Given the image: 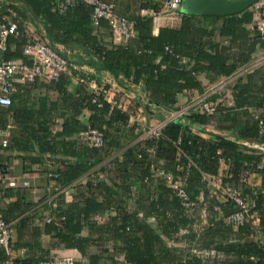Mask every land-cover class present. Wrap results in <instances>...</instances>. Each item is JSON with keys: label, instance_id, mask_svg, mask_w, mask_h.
I'll list each match as a JSON object with an SVG mask.
<instances>
[{"label": "trees", "instance_id": "trees-1", "mask_svg": "<svg viewBox=\"0 0 264 264\" xmlns=\"http://www.w3.org/2000/svg\"><path fill=\"white\" fill-rule=\"evenodd\" d=\"M59 2L60 0H22L25 9H29L34 16H43L50 22V26L45 28L46 39L62 56L73 59L81 54L89 55V58L79 57L77 63L91 65L99 72L108 71L121 84L124 80L133 84L142 83L146 101V104L143 102L142 105L147 113L152 112L153 107L172 109L178 95L184 89L200 87L196 77L200 71L232 75L236 65L225 64L226 59L231 55L230 47L220 46L214 41V37L215 35L230 36L231 43L245 40L249 32L246 31L244 24L252 22V12L248 9L226 16H202L222 20L220 25L211 28L195 21V15L182 12L178 28L162 26L154 34L152 18L140 16L134 20V35L125 45L114 43L107 45L98 38L99 29L105 24L102 20L99 26L92 25L91 11L87 5L77 3L61 12L58 8ZM254 32L260 45H264L257 31ZM22 40L21 51L9 53L8 56L25 58L22 52L27 40L25 34ZM56 43L75 52L67 55L66 51L57 48ZM166 46L172 47L173 52H167ZM206 47L210 51H207ZM178 56L192 59L193 63L189 66L181 64ZM258 73L260 74L258 69L248 72L244 80L237 78L231 85L233 106L246 110L238 114L234 112L231 114L230 111L224 113L222 102H218V114H222L221 119L231 122L239 137L264 144V132L261 133L259 125L260 119L264 124V90L257 83ZM64 75L60 76L59 81L65 78ZM92 97L93 92L84 90L81 100L92 112L89 117L90 125L104 132L106 145L95 148L87 147L83 143V149L80 150L82 152H75L72 149L78 144L74 139L62 143L61 147L55 142L48 145L46 149L50 152L70 153L81 157L79 162L69 164L62 175L69 180L76 178L88 172L92 165L114 153L118 148L125 147V149L120 161L110 162L105 167H101L106 174L111 173L108 182L100 180V174L93 175L86 183L88 194L79 196L81 203L68 207L60 206L57 209L61 226L53 223L47 225L48 231L55 229L53 234L64 247L76 248L83 255H87L89 257L87 264H99L101 254L97 252L88 254L86 251L93 240L81 236L80 233L86 223L92 220L93 214L106 210L108 204L114 203L116 215L110 218L113 223L111 232L122 242L121 250L128 264H159L162 261L167 264L171 262L173 264H264V196L253 194V189L249 185L246 186L244 179L246 176H243L251 172L256 173L260 175L262 187L264 186V165L258 167L264 154L222 137L216 140L204 139L188 132L181 119H177L162 128L161 136L156 141V154L152 159L144 149L138 151L136 146H131V142L136 140L140 130L135 131L137 129L135 126L126 127L129 113L121 108L111 107V104L101 96L99 97L101 104L98 105L92 102ZM210 99H218V95L212 94ZM139 103L141 104V100ZM251 106L255 107L254 112L248 110ZM241 116L244 119L237 121ZM183 118L202 124L210 119L197 111ZM81 127L85 126H77L76 130ZM43 130L46 131V128ZM62 134H65V128ZM178 138L180 143L176 147L173 143ZM152 143L149 139L144 141L145 146ZM87 152L94 158L91 163L82 157V154ZM178 152L179 155L176 157ZM188 157L196 165L191 166L186 172ZM220 157L225 159V164L228 166L222 178V187H239L249 199L253 200L252 212L258 218L256 225L249 219L237 226L228 222L227 218L236 210L234 203L227 197L219 201L211 195L210 189L202 182L203 172L217 173L221 164ZM152 160L161 161V166L173 175L185 177V189L190 199L197 201L201 195L205 205L200 203L189 214L181 204L180 198L166 185L164 179L151 177L149 164ZM146 178L147 182L144 181ZM129 199L145 218H141L137 210L127 207ZM205 215L206 224L194 223L199 216L205 217ZM117 216L120 217L119 222L116 220ZM149 216L155 217L162 236L177 240L188 239L190 243L204 248L205 252L190 253L189 251L184 256L179 249L176 251L178 254L176 256L147 222ZM92 221L102 222V218L94 217ZM107 230L106 225L104 231ZM191 245L190 250H192ZM16 263L32 264L23 261Z\"/></svg>", "mask_w": 264, "mask_h": 264}, {"label": "crops", "instance_id": "crops-1", "mask_svg": "<svg viewBox=\"0 0 264 264\" xmlns=\"http://www.w3.org/2000/svg\"><path fill=\"white\" fill-rule=\"evenodd\" d=\"M108 1H113L116 4L118 13L133 21L142 16V10L149 4V0ZM0 10L1 15L8 16L16 22L18 27V34L9 35L6 48L0 49V62L17 58L8 56V54L21 51L22 37L25 33L47 41L45 28L50 26V22L43 16H34L29 9H25L22 0H0ZM248 10L250 11V7ZM181 13L180 11L177 14L178 16L173 19L171 24L166 22L169 19L164 16L152 19L153 33L156 34L158 28L162 26L178 28L181 22ZM194 20L208 28L218 26L222 21L200 15H195ZM102 23L105 25H101L99 29L98 38L100 40L107 45L110 43L125 45L127 43L128 39L115 35L105 20ZM244 26L249 32L245 36V40H237L235 43H231L230 36L215 35L214 41L220 46L230 47L231 55L226 59L225 64L236 65L235 72L241 73L238 75L239 79L244 80L248 72L258 69L260 74L258 73L257 83L264 90V45H260L257 37L254 36L256 30L251 27V23H245ZM253 42H255L254 45ZM56 46L59 50L66 51L67 55H72L75 52L68 50L60 43H56ZM205 49L210 51L208 47ZM81 56L89 58V55L84 54L75 56L73 59L72 57L69 58L74 66L69 73H64L65 78L61 77L62 81L37 80L28 85L15 81L11 105L7 108L0 107V167L4 169L7 175L6 184L0 187V212L6 220L11 222L12 228L9 254L0 249V264H7L10 261L32 263L55 255L72 256L76 263H89L87 255H83L76 248L64 247L53 234L55 229L49 231L47 229V225L50 223L61 226L60 217L57 213L60 206L68 207L75 203H81L79 196L84 193L88 194L86 183L91 180L93 175L100 174V180L108 182L111 173L106 174L101 167H105L110 162L120 161L125 149V147L118 148L114 153L103 157L100 162L92 165L88 172L76 176V178L69 180L62 175L69 164L79 162L81 157L70 153H53L46 148L54 142L60 146L62 143L74 139L78 144H76L77 148L72 149L75 152L83 149L84 142L79 140L78 133L91 126L89 117L92 114L81 100L84 90L96 93L101 86L107 87L106 101L110 104H117L122 110L129 113L126 127L135 126L137 128L135 131L156 125L176 107L185 104L190 98L208 91H212V94H218V99L223 104L224 113L230 111L231 114L233 112L238 114L240 111L246 110L233 106L234 100L231 93L233 80L227 79L231 74L226 76L213 71H200L196 74L200 87L184 89L178 95L176 104L172 109L153 107L151 108L152 112L147 113L142 105L143 102L146 104L142 83L133 84L124 80L121 84L108 71L99 72L91 65L77 63ZM158 60L156 59V61ZM189 60L192 64L193 60ZM124 82L125 85H123ZM138 100H141V104ZM248 110L254 112L255 107H248ZM221 115H217L214 123L208 121L202 124L184 118L181 121L188 132L204 139L216 140L222 137L244 144L264 154L263 143L239 137L231 122L221 119ZM243 119L244 117L241 116L237 121ZM77 126L85 127H81L77 131ZM43 128H46V131ZM64 128L65 134L61 135ZM141 135L142 132L136 140L131 142V146L137 147ZM2 139L7 140L6 146H2ZM85 146L87 145L85 144ZM82 157L88 159V163L94 161L93 156L88 152L82 154ZM261 161L258 167H263L264 158ZM227 168L226 164H220L215 174L203 172L202 182L210 191L214 187L221 186ZM178 176L183 177L182 175ZM243 176H246L244 179L253 189V194L264 196V186L262 187L260 175L251 172ZM85 179L86 181H84ZM94 194L101 196L98 193ZM218 200L223 201L220 198ZM127 207L137 210L136 205L130 199ZM137 212L141 218H145L140 210ZM115 215L114 203H110L106 210L97 212L92 216V220L94 217L102 218V222L98 221L97 223L90 220L80 233L81 236L93 240V243L87 246L86 251L88 254L100 253L99 264H128L124 252L121 250L123 248L122 242L111 232L113 223L110 218ZM116 220L119 222L120 217L117 216ZM147 222L154 228L155 233L161 236L165 246L173 250L176 256L178 255L176 251L179 249L182 250L184 256L189 251H191L190 253L205 252L200 245L195 248V245L190 243L188 239L177 240L162 236L154 216L147 217ZM194 223L206 224L207 216H199ZM106 225L107 232L104 231ZM190 245L192 250H190ZM211 253L213 254L214 251L212 250ZM159 264L167 263L162 261Z\"/></svg>", "mask_w": 264, "mask_h": 264}, {"label": "built area", "instance_id": "built-area-1", "mask_svg": "<svg viewBox=\"0 0 264 264\" xmlns=\"http://www.w3.org/2000/svg\"><path fill=\"white\" fill-rule=\"evenodd\" d=\"M183 0H149L148 7L142 10L141 17H166L173 21L177 14L181 11ZM77 3H83L90 8V19L94 26H99L102 20H105L112 30L120 38L129 39L134 35V21L126 16L118 13L116 4L108 0H60L58 4L59 11L63 12L70 6ZM250 11L253 15L251 27L254 28L259 35L260 41L264 44V0H254L250 6ZM18 34V27L15 21L11 20L6 15H0V49L6 48V41L9 35ZM27 40L22 47V52L25 58H16L2 60L0 62V107H9L12 103V92L14 91L13 83L15 81L21 84L28 85L37 80L57 82L60 76L64 73H69L73 68V63L66 57L58 53L54 47L43 38L32 37L25 33ZM167 52L172 53V47H165ZM179 63L186 66L190 65L189 58L178 56ZM240 72H234L227 79L230 81L238 78ZM213 92L208 91L200 93L195 97L190 98L185 104H182L173 109L167 116L159 121L154 126L145 127L142 130V135L137 144V150L144 149L151 155L152 159L156 154V141L161 136V130L168 123L182 119L184 116L200 112L207 116L210 123H214V117L218 114V99L211 100L210 96ZM108 88L101 86L98 92H93L92 102L100 105L101 96L106 100ZM111 107H118L117 104H111ZM260 131L264 132V124L259 120ZM80 141L84 142L88 147L101 148L106 145L104 132L95 127H87L78 133ZM151 140L152 145L145 146V140ZM180 143L178 138L173 144L177 147ZM2 146L7 145V140H1ZM179 155V152H178ZM140 156V154H139ZM221 164H225L223 157L219 158ZM161 161L152 160L149 164L151 177L154 179L162 178L169 186L174 194L181 200V204L192 213L193 209L200 203L205 205L203 196H199L197 201H192L186 191L185 177L175 176L171 172L166 171L162 166ZM195 162L188 157V163L185 166L186 172L191 166H195ZM261 167V166H260ZM86 181V179L84 180ZM145 182L148 181L146 178ZM7 182V175L3 168L0 167V187H3ZM227 198H229L236 207V210L227 218V221L234 226L242 224L246 220H251L254 225L257 223V216L252 212L253 200L249 199L248 195L239 187H231L228 189ZM204 213V210H202ZM11 222L6 220L0 212V249L9 254L11 241ZM7 264H16L10 261ZM32 264H76L72 256H51L45 259H39ZM79 264H87L80 262Z\"/></svg>", "mask_w": 264, "mask_h": 264}, {"label": "water", "instance_id": "water-1", "mask_svg": "<svg viewBox=\"0 0 264 264\" xmlns=\"http://www.w3.org/2000/svg\"><path fill=\"white\" fill-rule=\"evenodd\" d=\"M254 0H183L184 13L200 16H226L240 13L250 7Z\"/></svg>", "mask_w": 264, "mask_h": 264}, {"label": "rangeland", "instance_id": "rangeland-1", "mask_svg": "<svg viewBox=\"0 0 264 264\" xmlns=\"http://www.w3.org/2000/svg\"><path fill=\"white\" fill-rule=\"evenodd\" d=\"M181 12H183V10L181 9ZM178 16V15H177ZM167 23H172V20H167L166 21ZM165 22V23H166ZM234 81V80H233ZM212 95V94H211ZM218 95V94H217ZM218 102H220V100L218 99ZM217 116H215L214 117V121H215V118H216ZM140 132H142V131H140ZM176 157H178V154H176ZM246 186H248L249 185V183H248V181H246ZM223 185H221V186H217V187H212L213 188V190L212 191H210V193H212V195L213 196H215L217 199L218 198H220L221 200H223V198H225L226 196H227V192H228V189L229 188H231L232 186H227V188H225V187H222ZM195 248H197V245H195ZM56 256V255H55Z\"/></svg>", "mask_w": 264, "mask_h": 264}]
</instances>
